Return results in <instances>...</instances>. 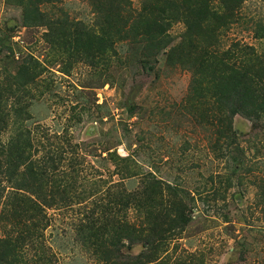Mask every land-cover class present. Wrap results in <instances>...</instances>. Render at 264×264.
I'll list each match as a JSON object with an SVG mask.
<instances>
[{
  "label": "rangeland",
  "instance_id": "rangeland-1",
  "mask_svg": "<svg viewBox=\"0 0 264 264\" xmlns=\"http://www.w3.org/2000/svg\"><path fill=\"white\" fill-rule=\"evenodd\" d=\"M155 1L35 2L49 23L30 26L23 24L22 7L0 0V80L4 71L14 73L10 64L2 67L10 62L4 57L33 59L41 69L43 84L30 86L35 96L27 125L38 155L48 151L43 146L54 151L47 188L64 187L71 200L53 193L59 201L33 211L34 203L17 198L29 191L0 178V239L14 253L8 262L264 264V116L258 123L232 116L239 150L213 146L202 107L188 100L186 64L165 63L163 54L157 70L140 64L148 45L134 18ZM240 13L229 28H220L216 47L237 42L263 53L264 39L251 25L264 22V0H246ZM74 29L83 34L87 52L68 44ZM184 30L180 22L170 32ZM126 167L134 174L128 177ZM29 223L38 227L34 238L17 241ZM156 224L165 232L157 243L166 244L147 262L144 243L153 242L140 238Z\"/></svg>",
  "mask_w": 264,
  "mask_h": 264
},
{
  "label": "trees",
  "instance_id": "trees-1",
  "mask_svg": "<svg viewBox=\"0 0 264 264\" xmlns=\"http://www.w3.org/2000/svg\"><path fill=\"white\" fill-rule=\"evenodd\" d=\"M7 1L22 7L24 25H48L49 21L43 19L35 2L39 4L51 0ZM245 1L156 0L152 6L144 7L142 12L135 14L137 17L134 18L137 27L139 24L144 27L142 37H145L148 45V52L144 53V59L140 60L142 68L149 71L157 70L158 54L165 56V63L186 64L191 74L188 88L189 102L195 101L197 108H204H201L203 111L199 109V114L213 130V146L226 148L231 152L239 150L236 133L232 127V116L240 114L255 123L264 116V52L257 53L252 46L240 47L237 42L232 43L225 50L216 47L221 36L220 28H229L233 22L239 20L240 10ZM130 12L132 11H127L125 14L129 15ZM117 14L122 16L120 9ZM180 22L185 26V30L178 36L172 35L170 29ZM251 28L256 38L264 39V22L256 21ZM74 32L73 40H69L68 44L71 46L75 43L77 52L78 46L87 52L83 34L78 29H74ZM1 46L12 52V48L7 44ZM150 58L154 59L153 64L149 63ZM9 59L10 62L4 63L2 67L7 69L10 64L14 73L4 71L0 80V178L4 177L6 181L11 182L15 189L29 191L33 197L19 194L17 198L34 203L33 211L38 210L41 204L52 206L59 201L53 199V193L60 195V201L70 202L64 187L61 190L54 186L52 190L47 188L49 179H53L54 151L43 146L41 150L48 149V151L45 156L38 155L32 129L27 125L30 119L28 108L35 96L31 93L30 86L41 83L38 80L41 69L35 65L33 59L21 57L20 60H15L14 55L12 58L4 57V60ZM9 129L11 133L3 141L2 133ZM58 152L59 160H62V148L58 149ZM126 157H118V162L125 161ZM130 162L135 163L133 159ZM125 172L129 177L134 174V169L126 167ZM2 174L4 175L1 176ZM47 190L50 191L49 195L46 193ZM143 201L144 198H141L140 204ZM137 205H139L138 201ZM36 229L38 227L34 224L25 225L24 228L19 229L17 241L24 243L32 240ZM164 233L156 224L155 228L147 232L142 239L140 238L142 241L153 242L144 243L147 254L141 256H153L161 245L163 248L166 243L157 242L165 239ZM7 241L4 238L0 239V242H3L0 243V264H13L12 261H7L14 255L11 252L13 245ZM16 247L19 248V253L20 249H23L21 244ZM116 250L119 252V249ZM154 259L149 257L147 262Z\"/></svg>",
  "mask_w": 264,
  "mask_h": 264
}]
</instances>
